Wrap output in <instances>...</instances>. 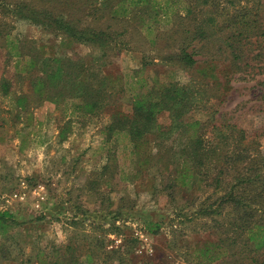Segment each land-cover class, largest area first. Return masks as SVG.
<instances>
[{"label": "rangeland", "instance_id": "rangeland-1", "mask_svg": "<svg viewBox=\"0 0 264 264\" xmlns=\"http://www.w3.org/2000/svg\"><path fill=\"white\" fill-rule=\"evenodd\" d=\"M35 1L38 6L45 2ZM186 1L194 5L197 0ZM246 2L259 9L264 26V0ZM48 3L54 12L63 9L52 0ZM219 3V18H229L239 8L233 10L223 0ZM5 9L0 8V78L8 80L12 93L0 95V212H10L13 223L0 234V264H88L87 255L103 259L105 254L107 264H238L237 257H229L235 249L230 251L222 243L240 234L237 226L230 225L234 214L223 201L224 191L205 182L170 188L169 178L183 168L176 153L188 142V134L180 136L173 129L164 146H157L156 137L146 136L136 149L127 145L124 135L106 141L103 130L116 118L131 117L135 94L169 82L187 85L196 107L180 123L169 113L158 115L157 123L167 127L199 122L206 131L213 124H235L250 139L258 132L259 147L257 152L251 150V156L259 158L263 181L264 36L241 42L244 54L236 62L238 71L222 55L211 61L203 54L195 55L193 69L183 70L161 60L181 44L177 37L169 38L170 32L154 40L158 31L169 29L164 20L159 18L153 36L145 37L140 13L101 18L100 10L86 16L90 9L84 7L71 14L115 35L114 51L96 62L110 80L103 107L96 114L83 115L73 101L51 104L30 94L28 108L19 114L14 96L30 93L28 80L35 72H26V65L20 70L33 48L85 58L91 64L103 52L14 20ZM210 27L217 31L215 23ZM11 41L24 48L21 63L7 58L4 45ZM202 44L193 43L188 52ZM64 127L69 134L60 141ZM256 214L264 218V213ZM147 222L160 224L157 235L147 233ZM240 248H236L239 257Z\"/></svg>", "mask_w": 264, "mask_h": 264}, {"label": "trees", "instance_id": "trees-1", "mask_svg": "<svg viewBox=\"0 0 264 264\" xmlns=\"http://www.w3.org/2000/svg\"><path fill=\"white\" fill-rule=\"evenodd\" d=\"M48 2L50 0H45L38 6L35 0L28 4L22 0H0V8L5 9L8 6L5 13L14 20H25L70 42L100 49L103 54L91 64L85 58L44 54L33 48L31 57L24 60L20 70H25L26 65V72H35L28 80L30 93L14 96V106L19 114L28 108L32 99L30 94L51 104L73 101L76 109L83 115L96 114L103 107L108 96L110 80L107 75L101 74L96 62L105 61L103 59L114 51L115 35L108 30L85 24L74 15L77 14L74 12L81 11L84 7L90 9L86 16L95 15L100 10L101 18L107 15L111 18H126L129 14L140 13L145 37L153 36L154 28L161 22L159 18L164 20L170 27L168 30L158 31L154 40H160L161 35L170 32L169 38L177 37L181 44L177 52L165 54L161 60L177 65L183 70L193 69L197 64L195 55L203 54L211 61L222 55L223 59L231 60L232 68L238 71L240 64L236 62L242 60L244 54L239 47L241 42L251 37L264 36L259 9L249 8L246 0H223V3L233 10L236 6L239 7L232 11L233 15L225 19L219 18L217 13L219 0H197L194 5L186 0H52L63 7L59 12L50 10ZM98 6L100 8H97ZM71 13H74V16ZM214 23L217 31L210 29V25ZM196 42L203 44L199 49L188 52L189 47ZM4 47L8 48V59L16 58V63H21L24 51L22 45L11 41ZM262 84L264 85V82ZM9 93H12L10 83L0 78V95L8 96ZM192 94L189 86L175 82L162 86L153 85L143 93L135 94L131 117L116 118L104 128L106 141L117 134L124 135L128 141L127 145L137 149L139 141L146 136L156 137L157 146H164L170 141L169 135L173 129H176L180 136L188 134V142L176 153L183 161V168L175 173V177L169 178L170 188L176 187L177 183L181 187H193L205 182L207 186L223 190V201L231 206L234 214V224L230 225L240 229L237 238L222 239V243L230 251L235 249L229 257H237L238 264H264V218L256 214L264 213V180L262 181L257 166L256 159L259 158L251 156V150L257 152V141L261 135L255 132L250 139L247 132L235 124H213L211 131H206L199 122L167 127L157 123L156 117L161 113H169L174 122L180 123L197 105L193 102ZM68 134L69 128H62L59 133L60 141ZM257 216L262 218L257 219ZM12 223L13 216L10 212H0L1 235L7 232ZM145 226L148 234L159 233V223L147 222ZM239 245L241 257L236 253ZM96 257L97 259H92L87 255L85 260L88 264L108 263L106 254L103 259L98 255ZM51 264L62 263L53 261Z\"/></svg>", "mask_w": 264, "mask_h": 264}, {"label": "built area", "instance_id": "built-area-1", "mask_svg": "<svg viewBox=\"0 0 264 264\" xmlns=\"http://www.w3.org/2000/svg\"><path fill=\"white\" fill-rule=\"evenodd\" d=\"M14 197H17V195L15 194Z\"/></svg>", "mask_w": 264, "mask_h": 264}]
</instances>
